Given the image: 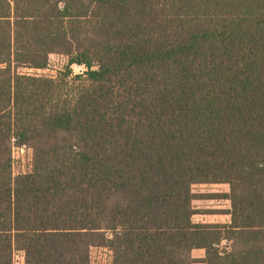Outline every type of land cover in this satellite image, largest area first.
Masks as SVG:
<instances>
[{
  "label": "trees",
  "instance_id": "16d2710c",
  "mask_svg": "<svg viewBox=\"0 0 264 264\" xmlns=\"http://www.w3.org/2000/svg\"><path fill=\"white\" fill-rule=\"evenodd\" d=\"M201 184L229 186L228 223L194 221ZM93 248L264 264V0H0V264Z\"/></svg>",
  "mask_w": 264,
  "mask_h": 264
},
{
  "label": "rangeland",
  "instance_id": "374dc122",
  "mask_svg": "<svg viewBox=\"0 0 264 264\" xmlns=\"http://www.w3.org/2000/svg\"><path fill=\"white\" fill-rule=\"evenodd\" d=\"M66 63V58L60 55H51L50 66L44 70L20 69L21 72L39 76H56L57 71ZM74 74L83 72L82 67L74 66ZM33 152L29 147H13V172L14 175L24 173L30 170L32 164ZM227 184H201L193 186V193L197 199L193 202L194 207L199 212L194 217L195 222L202 223H228L230 216L225 214L230 209V201L225 197L229 194ZM212 194L214 197H209ZM202 256L201 253H195L194 257ZM112 254L106 248H93L91 250V264H111ZM15 264H24L23 254H15Z\"/></svg>",
  "mask_w": 264,
  "mask_h": 264
},
{
  "label": "crops",
  "instance_id": "0c3cea01",
  "mask_svg": "<svg viewBox=\"0 0 264 264\" xmlns=\"http://www.w3.org/2000/svg\"><path fill=\"white\" fill-rule=\"evenodd\" d=\"M195 253H201L202 256H200V257H198V258H195V257H194V254H195ZM204 256H205V252H204L203 250H194V251L192 252V257L195 258V259H202V258H204Z\"/></svg>",
  "mask_w": 264,
  "mask_h": 264
}]
</instances>
